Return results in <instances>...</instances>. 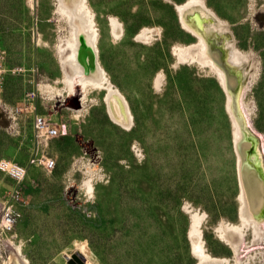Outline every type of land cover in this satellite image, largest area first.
<instances>
[{
  "label": "rangeland",
  "instance_id": "rangeland-1",
  "mask_svg": "<svg viewBox=\"0 0 264 264\" xmlns=\"http://www.w3.org/2000/svg\"><path fill=\"white\" fill-rule=\"evenodd\" d=\"M186 1L86 0L99 59L133 115L124 128L105 88L89 87L82 103L68 96L59 51L71 29L58 0H0V161H57L30 165L24 180L12 250L31 264H68L80 251L92 264H197L196 233L212 255L264 264V234L253 241L242 226V253L224 234L242 223L232 124L209 65L179 56L197 41L180 20ZM204 1L252 53L245 101L264 139V0ZM37 115L62 134L38 137ZM11 189L0 171V199Z\"/></svg>",
  "mask_w": 264,
  "mask_h": 264
},
{
  "label": "bare ground",
  "instance_id": "bare-ground-1",
  "mask_svg": "<svg viewBox=\"0 0 264 264\" xmlns=\"http://www.w3.org/2000/svg\"><path fill=\"white\" fill-rule=\"evenodd\" d=\"M58 3L71 29V37L61 41L59 51L68 96L80 95L82 103L89 87L105 88V103L110 118L124 128L131 127L133 115L127 98L121 90L112 86L99 59L98 32L86 0H58ZM179 12L183 26L197 36V41L179 48L180 58L208 64L226 94V110L232 124L233 151L236 155L242 223L241 226L224 225V234L232 247L242 253L245 236L242 226H250L253 241L264 234V139L256 131L245 101L255 62L252 53L247 54L236 47L228 33L227 20L204 0H187L179 6ZM113 30L119 36L121 26L116 23ZM145 33L142 32L140 36L143 37ZM194 235L191 240L199 257L197 264H243L238 258L231 262L225 257L210 254L199 234ZM9 256V264H31L19 248L11 250ZM65 258L68 264L69 258L77 259L82 264H92L91 256L82 251L66 254Z\"/></svg>",
  "mask_w": 264,
  "mask_h": 264
},
{
  "label": "built area",
  "instance_id": "built-area-1",
  "mask_svg": "<svg viewBox=\"0 0 264 264\" xmlns=\"http://www.w3.org/2000/svg\"><path fill=\"white\" fill-rule=\"evenodd\" d=\"M34 128L38 137H55L62 134V126L37 115L34 120ZM43 165L46 169L55 168L57 161L55 158L33 157L27 164L3 159L0 161V171L12 181V189L0 199V264H5L9 259V254L15 241L16 228L23 216L21 206H24V180L30 165Z\"/></svg>",
  "mask_w": 264,
  "mask_h": 264
},
{
  "label": "water",
  "instance_id": "water-1",
  "mask_svg": "<svg viewBox=\"0 0 264 264\" xmlns=\"http://www.w3.org/2000/svg\"><path fill=\"white\" fill-rule=\"evenodd\" d=\"M196 36V35H195ZM197 37V36H196ZM186 61H189V60H186ZM69 262H70V264H75L74 262H73V259H71V258H69Z\"/></svg>",
  "mask_w": 264,
  "mask_h": 264
}]
</instances>
